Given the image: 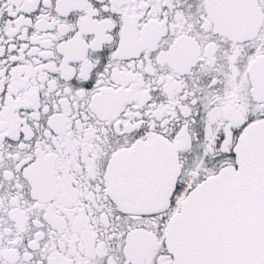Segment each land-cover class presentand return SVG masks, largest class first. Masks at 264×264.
<instances>
[{
	"label": "snow or ice",
	"instance_id": "snow-or-ice-1",
	"mask_svg": "<svg viewBox=\"0 0 264 264\" xmlns=\"http://www.w3.org/2000/svg\"><path fill=\"white\" fill-rule=\"evenodd\" d=\"M0 264H264V0H0Z\"/></svg>",
	"mask_w": 264,
	"mask_h": 264
}]
</instances>
